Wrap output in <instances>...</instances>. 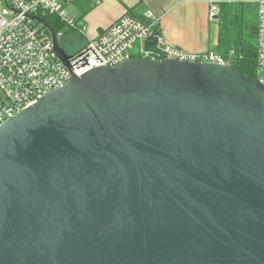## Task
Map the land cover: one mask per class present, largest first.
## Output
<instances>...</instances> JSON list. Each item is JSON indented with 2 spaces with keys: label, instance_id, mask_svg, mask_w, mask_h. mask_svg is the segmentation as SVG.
<instances>
[{
  "label": "water",
  "instance_id": "95a60500",
  "mask_svg": "<svg viewBox=\"0 0 264 264\" xmlns=\"http://www.w3.org/2000/svg\"><path fill=\"white\" fill-rule=\"evenodd\" d=\"M0 264H264V84L141 57L8 119Z\"/></svg>",
  "mask_w": 264,
  "mask_h": 264
},
{
  "label": "built area",
  "instance_id": "2783aa9c",
  "mask_svg": "<svg viewBox=\"0 0 264 264\" xmlns=\"http://www.w3.org/2000/svg\"><path fill=\"white\" fill-rule=\"evenodd\" d=\"M67 1L3 0L0 8V125L45 95L63 88L72 76L81 77L97 67H115L141 57L154 61L172 59L228 65L215 52L188 53L168 45L159 32V18L148 12L142 17L130 14L119 17L72 55L67 54L70 66L67 68L56 54L51 34L43 24L52 29L46 19L56 18L65 28L87 37L85 28L67 15ZM92 1L101 4L105 0ZM257 7L255 79L264 84V0H257ZM218 13L216 6H210L209 20H215ZM55 35L58 41L64 38L61 31Z\"/></svg>",
  "mask_w": 264,
  "mask_h": 264
},
{
  "label": "crops",
  "instance_id": "0c3cea01",
  "mask_svg": "<svg viewBox=\"0 0 264 264\" xmlns=\"http://www.w3.org/2000/svg\"><path fill=\"white\" fill-rule=\"evenodd\" d=\"M70 5L79 16L72 18L66 12L67 15L85 28L87 37H81L70 29L61 41L79 40L81 44L78 47L122 15L142 17L151 12L159 18V32L168 45L188 53L215 52L230 65L235 44L228 49L222 45L225 38L219 13L224 6L225 14L233 13L238 39L250 41L256 53L257 0H105L101 4L92 0H68L65 11ZM212 5L219 9V13L217 19L210 21L208 12Z\"/></svg>",
  "mask_w": 264,
  "mask_h": 264
},
{
  "label": "trees",
  "instance_id": "16d2710c",
  "mask_svg": "<svg viewBox=\"0 0 264 264\" xmlns=\"http://www.w3.org/2000/svg\"><path fill=\"white\" fill-rule=\"evenodd\" d=\"M224 6L221 10L220 20H221V32L224 36V40L222 45L224 44L225 48H230L231 44H235V48H233L234 54L232 55V61L230 65L239 71L241 74L246 76L249 79L256 78L257 64H256V53H254L253 44L242 38V40L238 39V31L234 28L235 18L233 17V13L227 11L224 12ZM229 11V9H228ZM48 24L52 27L55 33L61 31L64 35H67L70 29L66 30L65 25L56 20V18L46 19Z\"/></svg>",
  "mask_w": 264,
  "mask_h": 264
},
{
  "label": "rangeland",
  "instance_id": "374dc122",
  "mask_svg": "<svg viewBox=\"0 0 264 264\" xmlns=\"http://www.w3.org/2000/svg\"><path fill=\"white\" fill-rule=\"evenodd\" d=\"M2 3L3 0H0V6H2ZM66 12L72 18L79 16L77 10H74V7L72 5L66 7ZM59 44L63 47V49L67 54L72 55L75 51L78 50V45H80L81 42L79 40H75V42L69 40H65V41L59 40Z\"/></svg>",
  "mask_w": 264,
  "mask_h": 264
}]
</instances>
